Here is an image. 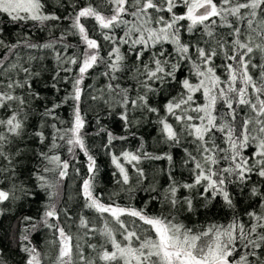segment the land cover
Segmentation results:
<instances>
[{
  "label": "snow or ice",
  "instance_id": "1",
  "mask_svg": "<svg viewBox=\"0 0 264 264\" xmlns=\"http://www.w3.org/2000/svg\"><path fill=\"white\" fill-rule=\"evenodd\" d=\"M0 233V264H264V0H0Z\"/></svg>",
  "mask_w": 264,
  "mask_h": 264
},
{
  "label": "trees",
  "instance_id": "2",
  "mask_svg": "<svg viewBox=\"0 0 264 264\" xmlns=\"http://www.w3.org/2000/svg\"><path fill=\"white\" fill-rule=\"evenodd\" d=\"M5 224H7V220L4 221ZM0 235H2V233H0ZM5 244H7V241L4 242ZM11 259L9 260V264H13V261H18L19 260V256L16 255L15 253H11Z\"/></svg>",
  "mask_w": 264,
  "mask_h": 264
}]
</instances>
